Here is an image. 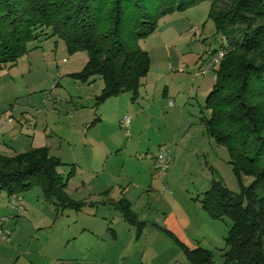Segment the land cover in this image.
<instances>
[{
	"label": "crops",
	"instance_id": "0c3cea01",
	"mask_svg": "<svg viewBox=\"0 0 264 264\" xmlns=\"http://www.w3.org/2000/svg\"><path fill=\"white\" fill-rule=\"evenodd\" d=\"M48 39L55 37L34 41L38 43L34 49ZM57 47L62 48L60 44ZM200 71L199 76L207 75ZM72 74H76L72 69L56 65L54 77L59 81L45 97L48 105L44 111H35L33 119L32 109L20 110L18 123L6 124L0 155L13 157L46 149L50 157L68 167L69 171L61 170V166L57 171L68 197L82 206L63 209L46 199L41 188L33 187L20 194L24 209L19 211L0 192V220L6 218L0 225L11 231L10 241L0 240V264H180L175 253H182L189 263L180 245L190 250L207 248L203 245L208 236L202 223L208 220L199 210L187 213L173 198L176 187L171 185V178L178 163L183 165L205 154L203 146L214 150L203 120L209 117L204 104L215 80L207 87L205 79L195 93V102L190 101V93L178 90L189 78L174 74L169 80L149 70L135 96L125 92L97 103L103 82L92 77L85 82L90 91L87 103L79 106V101L72 103L68 92L78 83ZM61 81H66L67 91ZM189 83L192 88L193 80ZM205 86L202 103L198 92ZM75 88L73 93L80 89L78 84ZM64 92L70 97L68 105L56 106L54 95ZM125 116L130 117L129 136L123 125ZM1 118L5 117L0 114ZM203 132L205 136L200 138ZM162 145L169 148L172 161V168L164 176L154 165V156ZM121 201L129 204L137 224H141L139 229L125 220L119 209ZM123 222L135 226L134 232L120 235ZM116 224L122 229L119 233ZM143 228H156L159 233H144ZM169 254L172 257L160 260Z\"/></svg>",
	"mask_w": 264,
	"mask_h": 264
},
{
	"label": "trees",
	"instance_id": "16d2710c",
	"mask_svg": "<svg viewBox=\"0 0 264 264\" xmlns=\"http://www.w3.org/2000/svg\"><path fill=\"white\" fill-rule=\"evenodd\" d=\"M199 1L0 0V71L24 56L31 42L57 37L68 54L87 53L84 68L71 77L100 78L97 103L125 92L135 96L150 70L140 40L155 31L162 16ZM206 1L225 41L219 49L227 53L213 70L215 83L204 104L209 117L203 122L208 137L226 149L241 189L235 194L213 181L200 202L212 219L232 222L222 264H264V0ZM60 166L44 148L0 155V192L9 198L39 187L59 207L79 209L82 204L66 193ZM243 177L251 178L248 185ZM119 209L140 228L127 202ZM180 246L191 264L212 263L210 252Z\"/></svg>",
	"mask_w": 264,
	"mask_h": 264
},
{
	"label": "rangeland",
	"instance_id": "374dc122",
	"mask_svg": "<svg viewBox=\"0 0 264 264\" xmlns=\"http://www.w3.org/2000/svg\"><path fill=\"white\" fill-rule=\"evenodd\" d=\"M41 42H39L41 47L39 49H34L35 45L38 44L37 42H31L28 45V52L24 56L18 59L15 64L9 65L0 71V114L5 117L1 118L0 121L11 118L12 122L17 124L21 117L20 110L25 108L32 109L31 119H33L35 111H44L43 107L48 105L45 97L50 94L54 84L59 81L57 77H54L56 65L60 69L63 67L70 68L73 72L79 73L88 60L87 53L84 51L68 54L64 42L57 37H55V40L48 39ZM59 44L62 46L61 49L57 47ZM139 44L141 49L148 53L152 75H162L171 80L176 74L193 80L192 88H190L188 80L186 84L180 85L178 90L184 94L190 93V101H195L197 98L195 93L199 91L205 79H207V87L208 83L210 84L215 80L214 71L208 72L206 76H199V71L209 60L210 53L213 50H218L221 45L225 44V41L217 35L215 24L210 18V2L203 0L182 10L174 9L166 16H162L157 22L155 31L145 39L140 40ZM35 58L37 59L36 63ZM63 59L65 60L63 61ZM47 68L49 69L48 72L46 71ZM179 68H183V73L176 71ZM69 80L68 82L73 84V79L69 78ZM74 80L78 82L80 89L77 93H73L76 91V84L75 86L72 85V88L68 91L72 96V103L76 100L79 101L77 103L79 106L80 104L85 105L87 95L90 92L87 89L88 86L85 82ZM95 80L102 84V81L97 77H95ZM65 84L66 81H61L60 85L67 91ZM207 87L205 86L198 92V94H201L202 103L206 97L204 93ZM69 94H65V92L60 95L55 94L52 100L57 104L56 106H59V104L68 105ZM196 119L194 122H199V119ZM4 132L5 129L0 132V153L4 150L2 141L5 136ZM203 136H205L204 132L199 134L200 138ZM6 140L9 142L10 138ZM212 145L214 150L205 145L203 146L207 150L205 154H198L197 157H192L183 165L178 163L175 166V174L173 173L174 176L171 178L173 180L171 185L176 187L173 198L184 207L187 213L194 214L198 213L199 210L208 220L206 223L203 219L204 222L202 223L203 233L208 236L203 241V245L207 248L203 250L210 252L212 255L211 264H222L224 252L227 250L225 239L232 222L227 217L212 219L204 211L200 201L213 181H221L229 191L235 194H238L241 188L233 173L232 166L229 164L226 149L221 145H217L214 141ZM170 168H172V163L167 172ZM63 169L69 171L66 166H61V170ZM167 172L162 175L164 176ZM242 180L245 185H248L251 178L243 177ZM122 224L124 229L122 233H119L122 231L121 227L115 225L117 233L120 235L126 234L128 230L134 232L135 226L124 222ZM150 227L152 226L150 225ZM157 230L156 228L148 231L144 229L143 232L158 234ZM175 254L174 257L179 261L178 263L191 264L188 259L189 263H187L182 253L180 255ZM172 255L164 256L160 260H167Z\"/></svg>",
	"mask_w": 264,
	"mask_h": 264
},
{
	"label": "built area",
	"instance_id": "2783aa9c",
	"mask_svg": "<svg viewBox=\"0 0 264 264\" xmlns=\"http://www.w3.org/2000/svg\"><path fill=\"white\" fill-rule=\"evenodd\" d=\"M225 49H219L214 54H210L209 60L206 62L202 70L200 71L201 75H206L208 72L213 71L218 65L219 62L222 60V58L226 54ZM179 72H182L183 69H178ZM12 122L11 118H7L6 120L0 121V131H2L6 124ZM130 123V117L125 116L123 118V125L126 129V135L129 136L128 133V127ZM171 164V156H170V150L167 146H159L156 155L154 156V165L158 171H160L161 174H164L169 169V166ZM22 198L20 194H13L8 198L9 204L12 208L18 209L19 211H22L24 207L20 204ZM2 222L6 221V218H2ZM11 239V231L7 228H5L3 225H0V240L2 241H10Z\"/></svg>",
	"mask_w": 264,
	"mask_h": 264
}]
</instances>
